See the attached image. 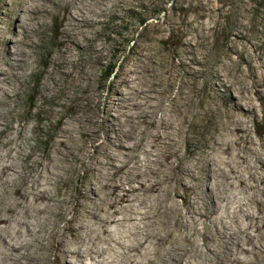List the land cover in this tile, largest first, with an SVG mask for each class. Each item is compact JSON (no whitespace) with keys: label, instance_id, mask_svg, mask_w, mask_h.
Instances as JSON below:
<instances>
[{"label":"bare ground","instance_id":"6f19581e","mask_svg":"<svg viewBox=\"0 0 264 264\" xmlns=\"http://www.w3.org/2000/svg\"><path fill=\"white\" fill-rule=\"evenodd\" d=\"M119 1L8 0L5 4L16 28L6 39L2 54L1 41L6 34L0 27V120L4 110L16 112V89L39 62L46 67L40 69L42 80L35 87L36 95L52 90L50 80L60 66H71L67 72L73 88L68 96L70 112L47 150L38 151L31 145L26 149L19 143L28 138L25 123L0 127V137L12 134L5 140L8 162L0 166V197L11 187L7 203H0V246L9 248L0 255V264H182L194 251L189 247L194 234L201 238L196 241L201 248L198 259L209 256L214 264H223L232 235L222 217L213 216L217 212L213 206L224 199V183L235 189L247 186L253 192L261 191L260 198L253 197L257 234L234 230L231 239L237 247L250 245L243 247V253L264 255V245L254 240L260 236L264 241V157L247 165L246 174L237 173L238 165L247 160L246 150L254 143L242 122L244 116L257 114L254 98L263 96L258 64L247 59L249 70L243 72L235 107L226 113V133L233 138L219 134L213 139L212 164L204 182L202 160L196 156L185 164L182 145L193 119L209 108L204 112L196 106L194 95L188 92L182 95L179 91L172 97L156 80L149 53L127 70L115 98L109 94L102 98L92 87L93 75L107 59L108 48L103 42L91 41L90 33ZM48 17L57 26V48L40 61L36 54ZM202 25L207 29L210 24ZM61 34L65 37L59 38ZM84 41L90 42L93 58L79 67L73 49ZM220 72L219 83L229 88L232 84ZM101 102L104 110L99 116ZM10 104L14 109L7 108ZM79 136L91 143L94 153L85 141L78 142ZM259 144L264 147V138ZM78 150L83 153L78 161L88 180L72 193L62 186L66 181L63 173L71 169ZM215 161L220 166H213ZM11 228L18 234L13 243L4 236ZM164 244L168 246L157 259ZM235 261L259 264L255 259Z\"/></svg>","mask_w":264,"mask_h":264},{"label":"rangeland","instance_id":"374dc122","mask_svg":"<svg viewBox=\"0 0 264 264\" xmlns=\"http://www.w3.org/2000/svg\"><path fill=\"white\" fill-rule=\"evenodd\" d=\"M6 3L8 0H0V27L6 34L1 41L2 54L7 45L6 39L16 28L12 14L6 12ZM101 19L102 21L95 26L90 35L91 41L103 42L107 46L108 49L105 50L107 59L100 63L97 72L95 71L93 75V89L99 91L102 98L108 94L115 98L127 70L149 53V58L155 66L154 70L158 74L156 80L170 90L172 97L179 91L183 93L182 95L188 92L194 95L196 106L204 112L209 108L203 116L193 119L182 145V150L187 155L185 164H190L196 156L202 160L201 179L204 182H207L212 164L210 158L213 154V139L219 134H223V138L228 140L233 138L230 133H226V113L235 107L234 101L238 95L243 72L249 70L247 59H253L258 64L257 72L261 76L263 96L260 100L254 98L259 109L257 114L244 116L242 125L248 129L254 143L246 150L247 160L238 165L237 173L246 174L247 165L253 164L256 157H264V147L259 144L260 139L264 138V110H262V106L264 107V0H120L113 10ZM142 19L146 20V25L139 27ZM205 22L210 24L207 29L202 25ZM56 29L57 26L48 17L41 30L39 52L36 54L40 61L56 50ZM61 37L65 36L61 34L59 38ZM89 43L84 41L81 47L73 49V53L78 54L75 61L79 67L86 65L89 57L93 58ZM44 67L46 65L39 62L38 67L16 89L17 94L14 95L16 112L6 109L0 120V127H4V123L14 125L18 122L25 123V133L28 138H21L19 143L25 144L26 149L31 145L38 151L48 149L62 121L70 112L69 104L72 102L70 97L68 99L73 87L67 72L71 66L58 68L54 74L56 79L50 80L51 91L41 95L34 93L36 85L42 80L40 69ZM111 67H115L114 72L108 80H105L104 76ZM220 70V73L226 74L228 83L232 84L229 88L219 83L217 75ZM243 105L247 108L246 104ZM7 108L14 109L11 104ZM103 108L101 102L97 109L99 116L103 114ZM106 128L109 129L108 126ZM39 133H43L44 136L39 137ZM10 136L12 134L0 137V166L2 162H8L6 160L8 145L5 140ZM82 141L86 142L89 152L94 153L91 143L83 136H79L78 142ZM82 155V151H76L71 160V169L63 173L66 181L62 186L72 193H76L77 187L86 184L88 180V173L80 167L78 161V157ZM20 163L22 164L21 161ZM23 163H27V160H23ZM214 163L213 166H220L218 161ZM257 177L258 175L255 179ZM222 188L225 190L224 199L213 206L214 210L217 208L213 216L219 214L227 231L232 235L227 241L228 248L225 252L227 257L224 258L223 264L229 262L236 264L235 259L241 260L240 262L255 259L259 264H264V255L255 257L250 252L243 253V247L250 245L237 247L231 239L235 236L232 232L234 230L238 232L246 229L248 233L257 234L253 219V214L256 212L254 198H260L261 191L253 192L254 189H249L247 186L235 189L227 183H224ZM10 191L11 187H7L1 192L0 203H7ZM178 201L182 202V198L178 197ZM70 216L71 214L67 215ZM18 228L20 226L16 227ZM37 229L41 233L45 232L40 227ZM118 234L120 233H117V236ZM4 236L11 243L18 238L13 228L4 233ZM191 239L192 243L189 247H193L194 251L187 255V260L182 264H214L209 260V256L206 259L204 257L205 260L198 259L197 254L201 248L196 241L200 242L201 238L194 234ZM254 240L264 245L260 236H256ZM211 243L214 244V241ZM167 246L168 244L162 246L156 256L157 259ZM0 247L1 256L9 251L4 245ZM138 259L144 261L143 257Z\"/></svg>","mask_w":264,"mask_h":264},{"label":"trees","instance_id":"16d2710c","mask_svg":"<svg viewBox=\"0 0 264 264\" xmlns=\"http://www.w3.org/2000/svg\"><path fill=\"white\" fill-rule=\"evenodd\" d=\"M146 25V20H140V22H139V27H142V26H145ZM114 69H115V67H111V68H109L108 69V71L106 72V74H105V76H104V79L105 80H108L111 76H112V74H113V72H114ZM44 135H43V133H39V137H43ZM42 141V140H41ZM45 142V141H44Z\"/></svg>","mask_w":264,"mask_h":264}]
</instances>
